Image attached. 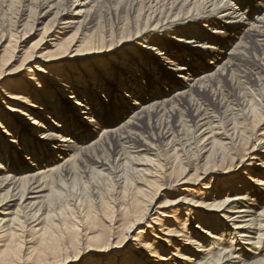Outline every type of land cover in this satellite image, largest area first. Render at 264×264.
Listing matches in <instances>:
<instances>
[{
    "label": "bare ground",
    "instance_id": "1",
    "mask_svg": "<svg viewBox=\"0 0 264 264\" xmlns=\"http://www.w3.org/2000/svg\"><path fill=\"white\" fill-rule=\"evenodd\" d=\"M244 3L237 13L231 0H0V79L13 60L144 50L130 47L136 78L127 69L118 92L100 79L99 99L35 70L0 86V264H264V0ZM113 101L129 111L118 123L103 116ZM219 172L239 180L208 191ZM200 183V200L181 196ZM180 201L193 211L183 220L163 209Z\"/></svg>",
    "mask_w": 264,
    "mask_h": 264
},
{
    "label": "rangeland",
    "instance_id": "2",
    "mask_svg": "<svg viewBox=\"0 0 264 264\" xmlns=\"http://www.w3.org/2000/svg\"><path fill=\"white\" fill-rule=\"evenodd\" d=\"M48 18H49V16L45 17L44 20L42 19L43 20L42 23L35 24V28L37 27V30L34 31V34L31 33L32 34V35H30L31 37L27 38V42L25 43L26 47H28L31 43H34L39 38L41 31L38 30V28H42L43 24L45 23V21L48 20ZM7 26H9V22L6 21L5 27H7ZM73 31H74V29H70L69 33H72ZM22 46H23V44H22ZM128 46L129 45L124 44L125 48L120 47L119 49H117L118 47H116L111 52H107L108 50H104L106 53H103L104 54L103 58H107L105 62H100L99 60L87 61V60H84L81 58H73L71 60H66L64 58H57V59L45 60V61L43 60L44 58H33V59L28 61L29 63L26 62V63H24V65H20L21 59L13 60L8 65V69L4 70V73L0 79V86H2V88L5 85L6 86L10 85V86L16 87V84H21L22 82H25V77L27 76V74L30 73V70H35V72L39 74L38 77H45L49 73L52 75V77H49L50 78L49 80L55 81L56 79H58L59 81H55L56 82L55 86H57V87L62 86V85H58L57 82L64 83L67 85H71L73 87L80 85L81 88H79V89H81L85 92H88V93H90V95L92 97L99 99V98H101V97H99L101 93H98V91L101 92L103 90L101 88V86L99 85L100 79H104V81L106 82V83H104V86L109 91L111 90L113 92H118L120 84H121V74H122L123 78L125 79V76L127 75V69H129L128 72H129V76H130L131 80L136 78V76H134V77L131 76V71H130L131 69H136V68H134V67L130 68L131 67L130 65H133V63L135 61H139L140 59H138V56L130 50V47L133 48L134 51H138V52H141L144 50L137 48V46L133 45L132 43H131V46L129 48H128ZM51 48H53L52 45L42 46L41 48L38 49L39 52H36V54H40V52L41 53L47 52V50L51 49ZM1 55H2V52L0 53V56ZM142 55H143L142 58H144L146 60V62H149L150 64H153L157 61V60L153 59V56L151 54L149 55V53L144 52ZM69 57H71V56H68L65 58H69ZM126 58H128V60H127L128 68L124 67V63L122 62ZM158 63H159V61H158ZM159 64L161 66V72L159 74H160V77H162V70L163 69H162L161 63H159ZM38 65L41 66V68L43 67L42 69H44L46 71L40 72L39 70L35 69V67ZM26 67H30V68H26ZM136 70H139V69H136ZM141 70H143L145 72L144 69H141ZM5 71H6V73H5ZM8 71H10L12 73H10L9 75H6L8 73ZM105 71H107V72H105ZM107 75H109V76H107ZM151 76H153V75H151ZM107 78L116 81L117 85L112 84ZM173 78H176V77L171 75V74L167 76L168 81L173 80ZM173 81L175 82V80H173ZM159 85H160V83L155 81L154 77H152V79L149 82V88L147 90H145V93H143V94H150L151 99L154 98L155 96H158V95H156V92H157ZM167 89L172 93V92H174V90L177 89V86H175V87L170 86ZM57 91L58 90H54L55 96H57ZM162 92H166V89H164V91H162ZM141 93L142 92H140L139 94L141 95ZM30 94H32V92H30ZM109 95L113 99V94H109ZM123 95L124 94L122 93V97L124 98ZM202 96L206 99L209 98L206 93H203ZM0 98H1V92H0ZM1 100L2 99H0V101ZM62 102L64 103L63 97H62ZM118 107L119 106H117L115 104V102L113 101L112 106H111V110L105 112L103 116L106 118H115L116 123L120 122L121 120L124 119L125 115L129 114V111L127 110L126 114L124 113V114L119 115L116 113V108H118ZM29 122H31V120L26 121L23 126H29L28 125ZM96 135L97 134H93L92 137H95ZM232 174H233V172L225 173V174L219 172V173H216V175L213 173L214 179H212L210 177V178L206 179V181H205V183H209L211 181L214 182L213 188H211L208 191H211L212 189H214L215 192H226L227 189L229 188L228 182H226L224 184L220 180L221 179L230 180L231 181L230 183L234 184V182L238 181L239 179L229 178V176H231ZM202 185H205V184L200 183V185L190 186L191 190H187L186 192L182 191L183 194H181V193L180 194L182 197L183 196L184 197L187 196L189 198L194 197V200H200L201 194H200V191H198V188ZM194 187H196V188H194ZM165 191L168 192V189H166V190L163 189L160 192V194L158 195V198L156 199L157 204H158V202L162 203V201H164L165 195H166L164 193ZM174 195L177 197L180 196L177 194H172L171 196L173 197ZM193 203H195V202H193ZM189 206H191L190 203H187V202L185 203V201H180V205H168L167 208L163 207V209L174 210V211H171L170 213L174 212L176 215L180 216V217H178L179 219L183 220L184 218L187 217V214H186L187 211L190 213L193 212V211H190L188 209ZM172 207H175V208H172ZM194 209H195V213L207 212L205 207H202V206H194ZM188 216H190V215H188ZM151 225L154 226L153 231H151L152 234H159V235L162 234L163 235V233L161 231H159V229H162V228H160L162 226H159L158 224H155V223H151ZM142 226L145 227V229H148V230L151 229V228L147 227V222L146 223L144 222L142 224ZM144 234H146V232H144ZM132 237L133 236H131L130 238H132ZM129 242L127 244L128 247L131 244V243L129 244ZM170 251H172V250H170ZM124 254L125 253L123 251V254L122 255L120 254V256L124 257ZM93 256L100 257L101 255L100 254H93L92 256H89L88 259L93 257ZM113 257H114V255H113ZM114 263L115 262L113 259H112V261H111V259L110 260L101 259V260L93 261L92 264H114Z\"/></svg>",
    "mask_w": 264,
    "mask_h": 264
},
{
    "label": "snow or ice",
    "instance_id": "3",
    "mask_svg": "<svg viewBox=\"0 0 264 264\" xmlns=\"http://www.w3.org/2000/svg\"><path fill=\"white\" fill-rule=\"evenodd\" d=\"M231 6H232V9L236 11L237 13L242 12L247 7V5L244 3V0H231ZM3 131L4 129L0 128V133H3ZM262 147H264V145H262ZM260 179L264 180V177H260ZM79 264H83V260H80Z\"/></svg>",
    "mask_w": 264,
    "mask_h": 264
}]
</instances>
